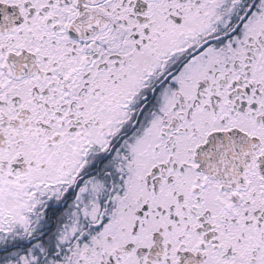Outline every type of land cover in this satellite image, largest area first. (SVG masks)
Segmentation results:
<instances>
[{"label": "snow or ice", "instance_id": "6c2138e0", "mask_svg": "<svg viewBox=\"0 0 264 264\" xmlns=\"http://www.w3.org/2000/svg\"><path fill=\"white\" fill-rule=\"evenodd\" d=\"M0 264H264V0H0Z\"/></svg>", "mask_w": 264, "mask_h": 264}]
</instances>
